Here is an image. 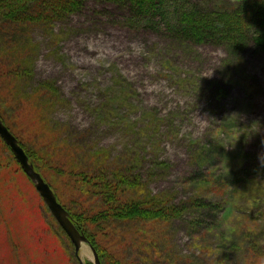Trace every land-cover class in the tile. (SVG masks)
Here are the masks:
<instances>
[{
  "label": "rangeland",
  "instance_id": "374dc122",
  "mask_svg": "<svg viewBox=\"0 0 264 264\" xmlns=\"http://www.w3.org/2000/svg\"><path fill=\"white\" fill-rule=\"evenodd\" d=\"M218 2L229 0H162L146 13L125 1L86 0L81 10L48 27H28L37 43L29 49L35 64L31 83L57 81L64 98L52 119L68 127L60 139L80 148L83 164L86 152L97 148L115 158L142 149L138 170L154 192L171 190L179 200L205 189L210 207L192 208L169 222L160 251L134 237L122 243L132 264H258L248 249H264V53L250 46L243 74L233 75L240 56L222 44L183 40L176 30L183 9ZM3 29L8 30L0 23ZM122 79L131 83L132 103H121L114 118L99 116ZM225 116L234 118L237 131L246 129L210 163L217 166L214 174L228 175L229 186L223 189L209 177L206 184H188L190 175L209 168L211 158L200 150L228 136L220 126ZM154 157L171 166L151 171ZM9 165L1 170L11 174V184L0 193V264H82L34 181L23 170L10 171L16 162ZM49 169L54 192L82 207L71 203L79 196L65 192L69 180ZM80 250L85 264H95L88 241Z\"/></svg>",
  "mask_w": 264,
  "mask_h": 264
},
{
  "label": "trees",
  "instance_id": "16d2710c",
  "mask_svg": "<svg viewBox=\"0 0 264 264\" xmlns=\"http://www.w3.org/2000/svg\"><path fill=\"white\" fill-rule=\"evenodd\" d=\"M116 1L129 2L146 13L147 9H158L162 2ZM85 2L86 0H0V23L8 28L0 33V117L18 137L34 163L35 170H39L52 187L55 184L48 179L49 168L57 171L62 180H69L64 184L65 192L75 198L79 196L78 200L73 199L71 203L74 205L80 202L83 206L81 209L72 206L68 200L65 201L64 194L56 192L58 200L66 206L76 226L89 238V243L97 250L102 264H132L121 248L124 241L134 237L146 247L160 251L157 244L164 238L163 228L169 222L186 215L192 208L203 209L210 207V204L208 197L203 195L205 189L199 191V195L191 194L179 200L171 190L154 192L138 170L137 163L144 158L142 149H137L130 157L115 158L107 148H97L86 152L84 156L88 160L83 164L85 158L80 159V148L69 144L64 138L60 139L61 132L68 127L61 121L54 122L52 114L63 100L64 94L57 81L52 78L31 83L35 64L34 55L30 54L29 49L37 43L28 27L34 24L48 27L54 20L81 10ZM194 6L193 9L179 12L177 34L183 40L222 44L230 52L236 53L240 58L233 66V75L243 74L242 66L246 62L244 52L250 46L264 53V0H229L227 4L218 2L216 5ZM113 89L110 95L114 98L109 99L110 102H107L104 109H98L99 116L114 118L121 103H132L131 83L127 80L122 79ZM217 91L221 93L222 90ZM232 122L234 118L225 116L220 126L222 130L229 131L228 136L219 138L217 143L200 150V153L206 151L211 158L209 168L204 169L207 172L201 170L200 174L190 175L187 178L188 184L200 186L206 184L209 177L214 181L220 180L218 185L223 189L229 186L228 175L219 177L214 174L217 166L210 163L220 150L224 151L223 154L228 152V139L238 140L240 134L246 132V129L237 131L236 127L231 126ZM145 126L142 125V128L145 129ZM5 148L10 153L8 157L4 155ZM56 149L60 151L52 154ZM11 162H16L17 167L10 171L23 170L11 148L0 136V171L4 168L8 170ZM168 166L171 163L167 159L154 157L149 169L154 172L159 170L158 167L165 169ZM231 167L233 162L227 168ZM8 174H1L0 193L11 184L7 179ZM235 188L236 186L233 189ZM244 194L246 193L242 192V196ZM110 249L117 250L113 253ZM261 249L252 244L248 249L249 255L253 254L256 261L264 257V249L260 251Z\"/></svg>",
  "mask_w": 264,
  "mask_h": 264
},
{
  "label": "water",
  "instance_id": "95a60500",
  "mask_svg": "<svg viewBox=\"0 0 264 264\" xmlns=\"http://www.w3.org/2000/svg\"><path fill=\"white\" fill-rule=\"evenodd\" d=\"M0 136L3 137L7 145L11 148L16 159L20 162L22 169L26 171L30 179L34 181L36 189L42 195L52 214L56 217L60 226L64 228L65 232L72 240L79 261L82 264H85L81 259L80 249L84 242L88 241L89 243V238H87L80 228L76 226L66 206L58 200L57 194L54 192L51 184L44 179L39 170H35L34 163L30 160L25 148L21 146L18 137L9 129L1 117ZM90 247L93 250V261L95 264H102L97 250L91 244Z\"/></svg>",
  "mask_w": 264,
  "mask_h": 264
},
{
  "label": "clouds",
  "instance_id": "9594fccd",
  "mask_svg": "<svg viewBox=\"0 0 264 264\" xmlns=\"http://www.w3.org/2000/svg\"><path fill=\"white\" fill-rule=\"evenodd\" d=\"M258 264H264V257L259 259Z\"/></svg>",
  "mask_w": 264,
  "mask_h": 264
}]
</instances>
